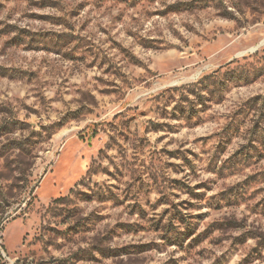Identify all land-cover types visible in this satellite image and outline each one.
Wrapping results in <instances>:
<instances>
[{
	"label": "rangeland",
	"instance_id": "obj_1",
	"mask_svg": "<svg viewBox=\"0 0 264 264\" xmlns=\"http://www.w3.org/2000/svg\"><path fill=\"white\" fill-rule=\"evenodd\" d=\"M262 42L264 0H0V264H264Z\"/></svg>",
	"mask_w": 264,
	"mask_h": 264
},
{
	"label": "water",
	"instance_id": "obj_2",
	"mask_svg": "<svg viewBox=\"0 0 264 264\" xmlns=\"http://www.w3.org/2000/svg\"><path fill=\"white\" fill-rule=\"evenodd\" d=\"M262 45H264V42H262L260 46H262ZM257 49H258V48L254 49V50H252V51H256Z\"/></svg>",
	"mask_w": 264,
	"mask_h": 264
}]
</instances>
